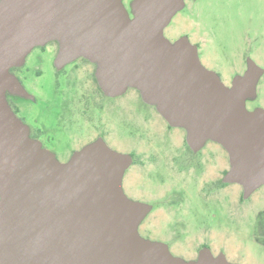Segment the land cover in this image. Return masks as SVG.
Instances as JSON below:
<instances>
[{
  "label": "water",
  "instance_id": "obj_1",
  "mask_svg": "<svg viewBox=\"0 0 264 264\" xmlns=\"http://www.w3.org/2000/svg\"><path fill=\"white\" fill-rule=\"evenodd\" d=\"M185 0H0V264H235L202 248L194 260L139 235L151 207L129 199L122 178L129 155L102 140L68 161L30 138L6 94L29 98L9 70L33 48L55 41L56 65L84 58L108 96L136 89L190 150L207 142L227 153L223 182L243 199L264 186V109L248 110L263 70H247L225 86L205 68L187 37L164 29Z\"/></svg>",
  "mask_w": 264,
  "mask_h": 264
},
{
  "label": "flooded vegetation",
  "instance_id": "obj_2",
  "mask_svg": "<svg viewBox=\"0 0 264 264\" xmlns=\"http://www.w3.org/2000/svg\"><path fill=\"white\" fill-rule=\"evenodd\" d=\"M131 1L127 5L123 2L130 17ZM252 40L259 41L258 45L245 46L244 49L248 52L252 50L251 54H255L263 49L260 42L264 41V30ZM58 51L59 45L55 41L35 47L21 66L9 70L29 95V98H25L7 93L6 99L12 112L28 127L30 138L38 141L60 162L68 161L87 144L102 140L112 150L130 156L132 162L125 172L132 167L138 174V183L143 185L145 182H153L164 188L157 199L144 195L139 190L142 189L140 184L135 187L132 185L135 194L129 196L124 191L125 172L122 178V189L129 199L149 205V213L163 212L180 224V229L174 228L166 232L176 234L189 231L186 229L187 221L184 220L187 216L199 222L194 232H199L204 239L212 238L213 234L220 232L232 234V224H237L234 227L249 228L238 229L241 233L247 231V234L244 233L247 237L238 246L240 249L250 244L264 249V210L251 218L246 216L241 220H234L233 223L232 218L219 217L221 211L226 212V207L232 208V184L223 182L230 168L228 155L224 150L222 151L226 155L222 157L223 161L216 152L203 151V148L194 152L187 146L185 135L181 136V150L173 147L166 134L157 131L156 119L159 117L163 121L168 132L180 128L171 127L154 106L141 99L136 89L129 88L120 96H108L97 83L94 64L78 58L66 64L60 63L58 67ZM248 60L255 62L263 70L256 86L255 99L246 102L247 109L253 110L261 107L257 102V88L264 76L263 64L256 62L252 55H245L243 69L232 75L229 85L218 72L211 71L229 87L236 76L246 72ZM20 101L27 102L28 105H19ZM250 105L252 108L248 107ZM117 139H122L128 147L118 148L115 145ZM61 157H66L67 160L61 161ZM221 165L223 169L220 168ZM238 200V203L246 200L242 197V188ZM144 219L138 226V232L146 239L153 231L149 229V223L143 222ZM205 247L210 250L213 248L212 243L206 241L200 245L197 256ZM240 249L235 252L231 250L227 254L222 251L219 253L225 254L229 262L243 264Z\"/></svg>",
  "mask_w": 264,
  "mask_h": 264
},
{
  "label": "rangeland",
  "instance_id": "obj_3",
  "mask_svg": "<svg viewBox=\"0 0 264 264\" xmlns=\"http://www.w3.org/2000/svg\"><path fill=\"white\" fill-rule=\"evenodd\" d=\"M129 1L131 0H122L125 5ZM263 30L264 0H185L184 8L172 18L164 29V36L171 42L180 37H187L190 43L197 46L201 64L209 70L218 72L223 81L229 85L232 75L243 69L245 55H252L256 62L264 66V41L260 42L263 44V49L255 54H251L252 50L248 52L244 49L245 46L258 45L259 41L252 40V38ZM239 46L242 48L239 49ZM257 102L261 104V107H264V76L258 84ZM26 103L20 101L19 105H28ZM248 107L252 108V105ZM156 128L159 133L166 134L173 147L181 150V136L185 135L181 129H172L168 132L159 117L156 119ZM115 145L118 148L128 147L122 139H117ZM222 150L221 147L211 142H207L203 147V151L218 153L221 156V161H223L222 157L226 155ZM60 160L66 161L67 159L61 157ZM220 168L223 169V166L221 165ZM124 176V191L129 196L135 194L132 185L135 187L140 184L139 187L142 189L139 190L147 197L152 198L160 197L164 191V188L153 182H145L143 185L138 183V174L132 167L125 172ZM230 190L232 208L226 207L225 213L221 211L220 219L232 218L233 223L234 220H241L246 216L251 218L252 215L264 210V186L257 189L248 199L239 203L241 188L232 184ZM184 220L187 221L186 229L189 231L171 234L172 232H166V230L180 229V224L175 223L163 212L159 214L151 212L143 221L149 223V229L153 231L146 239L166 244L174 256L185 260H194L200 245L206 241L212 243L213 248L210 251L214 255L220 251L225 254L230 253L231 250L235 252L240 249L238 246L247 237V231H244L246 233L244 234L238 229L249 230L244 227L236 228L234 226L237 224H232V234L220 232L211 235L212 238L204 239V236L199 232H194L199 222L190 216L185 217ZM239 252L243 256V264H264V249L255 244L245 246Z\"/></svg>",
  "mask_w": 264,
  "mask_h": 264
}]
</instances>
